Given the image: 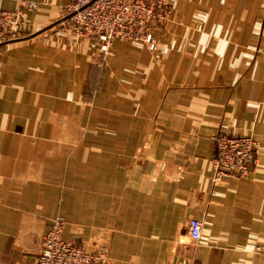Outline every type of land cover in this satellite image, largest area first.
Here are the masks:
<instances>
[{"label":"crops","instance_id":"obj_1","mask_svg":"<svg viewBox=\"0 0 264 264\" xmlns=\"http://www.w3.org/2000/svg\"><path fill=\"white\" fill-rule=\"evenodd\" d=\"M20 1L37 7L0 46V264L56 216L112 264H264V0H171L154 48L115 40L102 70L94 40L50 30L70 0L0 10ZM223 128L259 143L247 177L214 178Z\"/></svg>","mask_w":264,"mask_h":264},{"label":"built area","instance_id":"obj_2","mask_svg":"<svg viewBox=\"0 0 264 264\" xmlns=\"http://www.w3.org/2000/svg\"><path fill=\"white\" fill-rule=\"evenodd\" d=\"M36 7L34 1H20L13 11L0 10V46L15 37L24 12ZM171 10V0H70L50 30L57 35L94 40L98 58L105 59L115 40H139L152 50L154 31L169 21ZM214 142L211 164L215 180L250 174L258 159L259 143L255 139L232 134L223 128L215 134ZM201 227L198 219L188 221L186 236L190 241L200 240ZM63 228L61 216L52 219L42 236L39 252L25 264H112L103 242L95 241L87 247L65 241ZM256 249L264 253V244Z\"/></svg>","mask_w":264,"mask_h":264},{"label":"rangeland","instance_id":"obj_3","mask_svg":"<svg viewBox=\"0 0 264 264\" xmlns=\"http://www.w3.org/2000/svg\"><path fill=\"white\" fill-rule=\"evenodd\" d=\"M168 22L169 21H167L164 25H162L160 28H157V29H155V31H154V39H155V41H156V33L157 34H159V35H162L163 34V31L165 30V28H166V26H167V24H168ZM121 41H126V40H121ZM98 62H99V64H97V66H98V68L99 69H103L104 67V65H105V59H102L101 57L98 59ZM87 88H88V86H87ZM103 232H108V233H110L109 231H103ZM106 235V234H105ZM105 236H104V238H102V239H98L99 241H101V242H104L105 243ZM107 241V240H106Z\"/></svg>","mask_w":264,"mask_h":264}]
</instances>
